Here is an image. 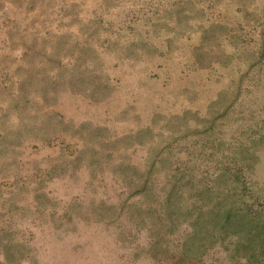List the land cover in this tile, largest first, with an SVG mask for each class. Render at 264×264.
Returning <instances> with one entry per match:
<instances>
[{
  "label": "rangeland",
  "instance_id": "374dc122",
  "mask_svg": "<svg viewBox=\"0 0 264 264\" xmlns=\"http://www.w3.org/2000/svg\"><path fill=\"white\" fill-rule=\"evenodd\" d=\"M0 264H264V0H0Z\"/></svg>",
  "mask_w": 264,
  "mask_h": 264
}]
</instances>
